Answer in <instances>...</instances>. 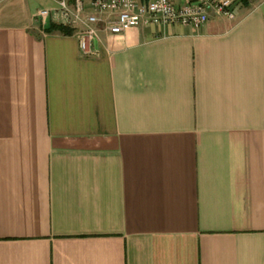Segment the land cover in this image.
Instances as JSON below:
<instances>
[{
	"label": "crops",
	"instance_id": "0c3cea01",
	"mask_svg": "<svg viewBox=\"0 0 264 264\" xmlns=\"http://www.w3.org/2000/svg\"><path fill=\"white\" fill-rule=\"evenodd\" d=\"M232 1L91 11L85 55L54 2L0 0V264H264V0Z\"/></svg>",
	"mask_w": 264,
	"mask_h": 264
},
{
	"label": "built area",
	"instance_id": "2783aa9c",
	"mask_svg": "<svg viewBox=\"0 0 264 264\" xmlns=\"http://www.w3.org/2000/svg\"><path fill=\"white\" fill-rule=\"evenodd\" d=\"M50 1L57 5L53 16L60 17L65 25L76 32L80 50L85 55L95 54L93 43L98 36L97 25L104 23L99 16L92 12L117 15L115 21H106L104 24L108 32L118 35L129 28H137L142 25L169 26L178 24L200 27L208 21L211 12L224 18L233 19L235 7L232 0H192L180 8L175 6L173 0H152L149 3H143V0ZM50 14V11L45 10L40 13V16L46 18Z\"/></svg>",
	"mask_w": 264,
	"mask_h": 264
},
{
	"label": "trees",
	"instance_id": "16d2710c",
	"mask_svg": "<svg viewBox=\"0 0 264 264\" xmlns=\"http://www.w3.org/2000/svg\"><path fill=\"white\" fill-rule=\"evenodd\" d=\"M53 27H54V29L61 30V31L65 32L66 34H71V33L73 34L75 32L72 28H70L68 26H64V25H54Z\"/></svg>",
	"mask_w": 264,
	"mask_h": 264
}]
</instances>
